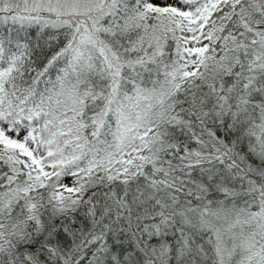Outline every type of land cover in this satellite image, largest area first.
<instances>
[{
	"label": "snow or ice",
	"instance_id": "6c2138e0",
	"mask_svg": "<svg viewBox=\"0 0 264 264\" xmlns=\"http://www.w3.org/2000/svg\"><path fill=\"white\" fill-rule=\"evenodd\" d=\"M0 264H264V0H0Z\"/></svg>",
	"mask_w": 264,
	"mask_h": 264
}]
</instances>
